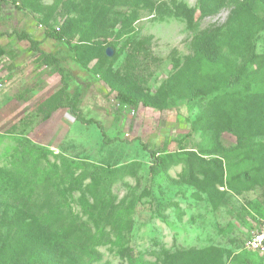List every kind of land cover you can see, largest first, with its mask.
<instances>
[{
    "label": "rangeland",
    "instance_id": "1",
    "mask_svg": "<svg viewBox=\"0 0 264 264\" xmlns=\"http://www.w3.org/2000/svg\"><path fill=\"white\" fill-rule=\"evenodd\" d=\"M134 1L5 2L1 26L19 34L20 25L33 34L58 26L67 47L41 41L38 48L58 50L59 61L29 80L21 68L5 74L1 64L7 59H0V264L13 236L6 213L16 207L56 230L75 264H172V257L176 264H264L263 256L258 262L257 254L244 248L264 218V160L245 150L264 143V137L246 140L239 155L232 149L234 130L264 109L250 106L235 113L234 105L215 93L195 96L211 84L210 64L180 69L172 61L192 55L195 36L222 25L232 5L205 17L196 9V27L190 30L170 11L179 3L195 7L197 0H152L157 7L140 4L136 12ZM84 34L89 41L78 44ZM93 39L102 45L90 44ZM255 43L258 52L264 51V32ZM71 46L79 51L86 46L99 57L82 67ZM102 47L112 48V56H102ZM230 58L218 63L221 73ZM257 85L250 100L260 103L264 70ZM118 87L139 100L136 106H116ZM198 115L203 121L196 127ZM77 116L98 121L102 129ZM152 151L216 157L223 185L211 195L190 185L177 157L155 173ZM245 171L249 179H243ZM208 247L218 248L220 257L212 251L194 253ZM28 251V264H38V250Z\"/></svg>",
    "mask_w": 264,
    "mask_h": 264
},
{
    "label": "trees",
    "instance_id": "2",
    "mask_svg": "<svg viewBox=\"0 0 264 264\" xmlns=\"http://www.w3.org/2000/svg\"><path fill=\"white\" fill-rule=\"evenodd\" d=\"M140 4L149 10L157 7L152 0H135L131 4L132 11L136 12ZM228 4L232 6L226 21L222 25L208 27L200 31L192 42L193 54L184 56L183 62L172 57L173 68L179 67L181 69L182 65L188 67L195 62L207 61L212 68L211 84L206 90L197 89L195 96H207L215 93L218 100L232 103L235 107V113L243 107L250 106H256L263 110L264 101L252 102L250 97L257 93V76L264 70V51L258 52L255 43L256 39L260 37V33L264 32V0H197L195 7L190 8L185 3H179L170 12L175 16L183 17L187 28L194 30L196 27L194 18L196 9L200 11L201 17H205L214 14ZM107 6L110 7V5ZM46 35L57 41H65L60 27L59 30L48 29ZM23 37L28 36L23 35ZM89 39L90 37L86 34L81 35L78 44L87 43ZM29 41L32 45L35 44L33 40L29 39ZM90 44L102 45L96 39L90 40ZM71 47L74 55H76V61L80 62L82 67L86 66L90 58L99 57L97 52L87 50L86 46H83L80 51L79 46ZM105 49L106 47H102L100 51L101 55L106 57ZM4 53L5 50L0 46V58ZM83 54H86L87 58H82ZM228 57L231 58L224 62L225 69L221 73L217 69V65L221 60ZM42 58L45 59V63H56V60L48 55H42ZM117 91L118 107L136 106L139 100L130 91L120 87L117 88ZM61 93H63L62 89L59 91V96ZM58 103L60 104L59 100ZM143 104L157 107L156 103L149 100H143ZM77 119L85 124L96 123L101 128V124L93 119H85L81 116H77ZM202 121L203 117L198 115L194 120L195 126L197 124L196 127H199ZM256 121H258L257 124H255ZM243 124L244 128L234 130L237 140L232 149L238 155L243 153L246 140L251 141L253 138L264 137V113L256 119L245 120ZM102 134L104 135V132ZM245 153L250 155L256 153V157L264 160V143L257 144L256 148L245 150ZM151 157L153 160L151 169L155 173L164 172L174 161L173 158L177 157L176 163L184 165L181 174L183 179L208 195L216 191L218 186L223 185V166L216 157L205 160L194 151H187L183 155L176 153L161 155L160 152L152 151ZM247 178L249 179V174L245 171L243 172V179ZM6 217L10 220L9 228L13 231V236L7 244L10 248L3 264H28L29 260L26 256L31 248L39 252L34 256L38 259V264H75L73 253H65L64 251L67 249L60 246L58 232L47 223L40 221L35 214L29 212L25 207H16L10 213H6ZM209 251L213 252V257H220L219 249L214 247L204 248L199 252L194 251V253L206 256L205 252ZM261 257H257L258 262ZM171 260L172 264H176L175 257H172Z\"/></svg>",
    "mask_w": 264,
    "mask_h": 264
},
{
    "label": "crops",
    "instance_id": "3",
    "mask_svg": "<svg viewBox=\"0 0 264 264\" xmlns=\"http://www.w3.org/2000/svg\"><path fill=\"white\" fill-rule=\"evenodd\" d=\"M5 9V2L0 1V16L1 12ZM42 28V27H40ZM45 27L43 28L42 33H32L31 29L29 27L24 28L20 25V29L18 28L15 31H21L20 34L17 32H13L11 30H8L6 27L0 25V46L5 50V53L2 57H6V61H4L1 65H4V73L5 74H12L17 68H21L20 74L25 77V79L29 78H35L38 76L40 68H47L48 66H56L59 61V57L57 56L58 50L56 51H50L45 52L41 51L38 47L41 45V41L43 40H55L53 38H50L46 35L48 29H53ZM23 35L28 37H23ZM30 40H33L35 44H31ZM25 42V44L21 45V42ZM57 41V40H55ZM58 44L63 47H67L66 44L63 43V41H57ZM20 46V47H19ZM8 47H14L17 49L15 50H6ZM68 49V48H67ZM70 52V51H69ZM68 52V57L71 58L70 54ZM42 55H48L50 58L55 59V64H49L45 63V59L42 58ZM1 57V58H2ZM0 58V59H1ZM40 63V65H39ZM1 68V67H0ZM41 81V79H39ZM2 84L0 83V87ZM258 255V254H257ZM259 256V255H258Z\"/></svg>",
    "mask_w": 264,
    "mask_h": 264
},
{
    "label": "built area",
    "instance_id": "4",
    "mask_svg": "<svg viewBox=\"0 0 264 264\" xmlns=\"http://www.w3.org/2000/svg\"><path fill=\"white\" fill-rule=\"evenodd\" d=\"M0 1L9 2L11 0ZM39 26L41 27V25ZM55 29L59 30V27L56 26ZM116 106H118V103H116ZM244 248L264 257V218L260 220L258 227L255 228V230H253L250 236L245 240Z\"/></svg>",
    "mask_w": 264,
    "mask_h": 264
},
{
    "label": "water",
    "instance_id": "5",
    "mask_svg": "<svg viewBox=\"0 0 264 264\" xmlns=\"http://www.w3.org/2000/svg\"><path fill=\"white\" fill-rule=\"evenodd\" d=\"M105 54H106L108 57H111L112 54H113V50H112V48L107 47L106 50H105Z\"/></svg>",
    "mask_w": 264,
    "mask_h": 264
}]
</instances>
